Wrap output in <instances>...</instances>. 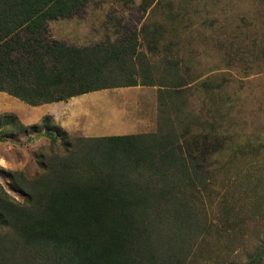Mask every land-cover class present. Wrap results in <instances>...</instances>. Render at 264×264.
Wrapping results in <instances>:
<instances>
[{
	"label": "trees",
	"instance_id": "obj_1",
	"mask_svg": "<svg viewBox=\"0 0 264 264\" xmlns=\"http://www.w3.org/2000/svg\"><path fill=\"white\" fill-rule=\"evenodd\" d=\"M87 2L0 0V92L40 106L99 90L154 86L160 125L154 133L71 137L48 115L31 126L0 115L1 137L43 130L52 145L37 155L40 173L8 174L22 202L0 187V264H194L195 246L210 233L204 198L211 179L178 154L172 115L180 111L165 98L177 101L181 92L170 89L181 82L164 73L152 78L137 34L82 48L56 40L41 52L33 48L42 45L47 21L70 18ZM21 31L27 44H20ZM19 48L26 63L13 56Z\"/></svg>",
	"mask_w": 264,
	"mask_h": 264
},
{
	"label": "rangeland",
	"instance_id": "obj_2",
	"mask_svg": "<svg viewBox=\"0 0 264 264\" xmlns=\"http://www.w3.org/2000/svg\"><path fill=\"white\" fill-rule=\"evenodd\" d=\"M130 34H137V51L153 66L154 80L164 73L181 82L170 89L181 92L178 100L165 98L180 111L172 115L178 154L211 179L204 198L210 233L195 246L194 264H248L256 254L261 258L255 264H264V0H88L70 18L47 21L42 45L33 48L41 52L52 40L89 47ZM18 38L27 44L26 33ZM13 56L28 60L21 48ZM155 88L151 132L160 125ZM130 92H94L88 97L100 99L87 109L102 118L100 112L132 100ZM4 114L29 126L46 116L0 92ZM51 147L43 130L28 134L23 129L12 140L0 136V187L16 202L24 197L10 188L8 174L40 173L37 155Z\"/></svg>",
	"mask_w": 264,
	"mask_h": 264
},
{
	"label": "crops",
	"instance_id": "obj_3",
	"mask_svg": "<svg viewBox=\"0 0 264 264\" xmlns=\"http://www.w3.org/2000/svg\"><path fill=\"white\" fill-rule=\"evenodd\" d=\"M153 87L154 86L139 85L122 88L123 90L131 91L129 96H132V100L124 102L122 107L119 106L120 108L118 106H110L109 113L106 111L99 113L102 118L98 117L97 111L87 109L89 104L91 108L94 105L93 103H96V101L100 99L94 96L88 97L94 92L40 106H30L22 103L32 110H39L41 115L46 114L51 116L55 123L68 133H80V136L84 137L146 134L147 132H155L149 131L153 127V119L157 116V95L156 88ZM133 95H135V97H133ZM125 104H127V109L124 108ZM92 123H95V126L93 129H90L89 126Z\"/></svg>",
	"mask_w": 264,
	"mask_h": 264
}]
</instances>
